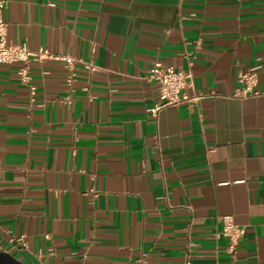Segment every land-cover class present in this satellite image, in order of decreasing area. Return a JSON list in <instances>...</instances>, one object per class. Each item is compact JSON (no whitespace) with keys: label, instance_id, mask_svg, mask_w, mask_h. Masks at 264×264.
Returning <instances> with one entry per match:
<instances>
[{"label":"crops","instance_id":"1","mask_svg":"<svg viewBox=\"0 0 264 264\" xmlns=\"http://www.w3.org/2000/svg\"><path fill=\"white\" fill-rule=\"evenodd\" d=\"M4 17L8 42L81 61L69 84L62 60H31L34 96L21 62L0 67V250L264 264V93L236 96L240 71L264 89V0H8ZM155 63L190 70L203 97L149 111ZM224 215L245 229L234 255Z\"/></svg>","mask_w":264,"mask_h":264},{"label":"built area","instance_id":"2","mask_svg":"<svg viewBox=\"0 0 264 264\" xmlns=\"http://www.w3.org/2000/svg\"><path fill=\"white\" fill-rule=\"evenodd\" d=\"M7 5L8 0H0V67L3 64L21 62L17 69L18 76L23 84L28 85L31 94L34 96L36 86L32 83L29 62L31 60H38L44 63L50 59L62 60L68 69L67 82L71 84L76 77V65L81 60L74 55L53 53L45 47L34 51L29 49L26 43L14 44L8 42L6 38L8 23L4 17ZM190 64H192V61ZM84 66L89 70L97 68L96 65L89 62H84ZM146 78L150 81H155L158 85V100L149 109L151 112L156 113L164 108L197 101L203 97L201 94L189 95L186 92V88L192 86V74L190 70L176 69L173 66H163L161 63H155L147 72ZM237 80L241 84L236 93L238 97L259 96L264 93V89L258 88L259 79L257 73L254 71H240ZM221 220L223 226L218 235L227 238V251L234 255L245 229L236 223L232 215H224L221 217ZM16 242L22 247L27 246L26 241L22 237L18 238Z\"/></svg>","mask_w":264,"mask_h":264},{"label":"water","instance_id":"3","mask_svg":"<svg viewBox=\"0 0 264 264\" xmlns=\"http://www.w3.org/2000/svg\"><path fill=\"white\" fill-rule=\"evenodd\" d=\"M0 264H26L11 253L0 250Z\"/></svg>","mask_w":264,"mask_h":264}]
</instances>
